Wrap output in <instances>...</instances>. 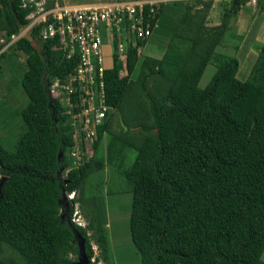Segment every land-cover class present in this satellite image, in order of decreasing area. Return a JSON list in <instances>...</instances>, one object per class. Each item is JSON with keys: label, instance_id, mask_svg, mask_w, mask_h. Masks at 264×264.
<instances>
[{"label": "trees", "instance_id": "obj_1", "mask_svg": "<svg viewBox=\"0 0 264 264\" xmlns=\"http://www.w3.org/2000/svg\"><path fill=\"white\" fill-rule=\"evenodd\" d=\"M245 2H231L216 26L208 25L212 0L185 5L160 58L140 59L137 46L145 43L128 47L126 76L113 54L103 77L110 112L92 148L83 143L94 154L73 166L67 107L48 86L73 73L77 57L42 41L40 26L4 49L29 24L31 9L0 0V70L9 51L25 55L20 85L28 100L16 114L23 130L13 149L0 141V264H78L84 257L83 264H110L104 214L87 184L99 173L96 184H103L106 164L126 162L140 264H264V46L246 80L236 78V57L221 56L209 84L197 89ZM256 6L264 12V0ZM76 208L85 228L71 223Z\"/></svg>", "mask_w": 264, "mask_h": 264}, {"label": "built area", "instance_id": "obj_2", "mask_svg": "<svg viewBox=\"0 0 264 264\" xmlns=\"http://www.w3.org/2000/svg\"><path fill=\"white\" fill-rule=\"evenodd\" d=\"M20 1L22 8L31 9L26 17L29 24L18 35L11 36L7 46L23 37L29 38L31 30L40 26L38 37L42 41L55 40L67 59L77 57L74 72L64 80H52L48 86L50 97L59 99L67 107L69 119L78 126L75 131L78 130L80 137L73 131L76 146L67 153V158L76 161L79 146L81 152L87 153L83 143L94 141L96 128L110 112L103 94L106 70L103 47L109 46L111 56L116 54L125 67L128 47L134 48L151 38L162 6L187 0H112L84 5H66L59 3L60 0ZM145 7H148L147 11ZM141 47L137 46L138 53ZM75 96L77 100L73 102ZM73 197L74 193H71L66 199ZM81 220L76 208L71 223L82 226Z\"/></svg>", "mask_w": 264, "mask_h": 264}, {"label": "rangeland", "instance_id": "obj_3", "mask_svg": "<svg viewBox=\"0 0 264 264\" xmlns=\"http://www.w3.org/2000/svg\"><path fill=\"white\" fill-rule=\"evenodd\" d=\"M250 1L252 3L251 6H255L254 4L256 3V0L255 3H253L252 0ZM109 2H112V0L59 1V3L66 5H84ZM216 4L218 7H220L219 1H217ZM183 9L184 7L182 4H166L163 7L162 19L159 20L158 28L155 30L153 37L139 49L140 59L146 56L160 58L164 48L168 44L176 28L178 20L183 14ZM211 12L212 16L215 18L217 17L219 8H214L211 10ZM4 49H6V46ZM217 53H219L218 48L206 65L203 74L199 79L197 85L198 90L202 91L205 89L213 78L219 63L221 62L220 58H217ZM111 55L112 51L109 46L103 47L104 64L107 68L111 67ZM222 55L229 56L228 54ZM6 62L7 65L3 66V71L0 70V141L5 143V146L11 150L13 149L12 146L15 144L17 139V134L23 130V123L21 122L20 117H17L16 114L21 109H23L28 102L27 97L25 96L20 85L21 76L25 71V55L20 52L9 51ZM138 71L139 68L134 71V73L131 75L132 79H135V77L138 75ZM120 75H127L125 67H122ZM246 78L244 80H246ZM66 127L73 131L78 128L76 124L72 123L71 119H69L68 125H66ZM75 135L80 137L78 130L75 131ZM87 144L88 147L92 146V143ZM107 146L108 142L107 140H104L101 144V150L104 159H106ZM79 147L80 148H78L77 152L78 157L74 158L76 161L68 159V161L71 162V165L73 164V166H76L80 160L83 161L85 157L88 158L94 154L93 150H89L88 153L81 152L82 147ZM83 148L85 149L86 147ZM68 164L70 165V163ZM128 165L129 163L127 164V162L122 167L116 164L112 166H107L106 164L103 184L100 183V181L99 184H96V182H98L101 177L100 173L93 175L94 178H90L91 180L87 184L89 192L96 195L98 204L100 208H102L101 214H104L103 219L106 222L105 231L109 242L110 264H140V256L132 244L129 230V217L132 201L131 186L122 175V171L126 169ZM80 223L82 224V226H79L81 228H85L87 225L84 217H82ZM93 249L95 254L98 255L99 252L97 247L94 246ZM261 259L264 261V252ZM98 264L103 263L100 261Z\"/></svg>", "mask_w": 264, "mask_h": 264}, {"label": "crops", "instance_id": "obj_4", "mask_svg": "<svg viewBox=\"0 0 264 264\" xmlns=\"http://www.w3.org/2000/svg\"><path fill=\"white\" fill-rule=\"evenodd\" d=\"M202 1L205 0H187L184 2L170 4H182L183 7L187 5L195 9L201 7ZM212 1L213 5L211 10L214 8H219V12L217 13V17L214 18L210 10L208 15V25L216 26L220 23L221 15L225 8H227L231 4V2H235V0ZM217 1L220 2V7H218V5L216 4ZM251 4V1L247 0L245 4L239 6L240 8L237 14L233 15L229 20L225 38L216 47V49L218 48L219 52L217 53V58L221 56H227L222 54H228V57L234 56L238 59L239 65L236 77L239 80H244L247 77L257 58L258 49L264 46V12L258 9L256 3L254 4L255 6H251ZM164 6H162V9ZM162 9L160 14L158 15L156 28L153 30L151 38L153 37L155 30L158 28L159 20L162 19ZM151 38L149 40H151Z\"/></svg>", "mask_w": 264, "mask_h": 264}, {"label": "water", "instance_id": "obj_5", "mask_svg": "<svg viewBox=\"0 0 264 264\" xmlns=\"http://www.w3.org/2000/svg\"><path fill=\"white\" fill-rule=\"evenodd\" d=\"M124 129H125V127H124ZM4 180H5V177H0V189H1V186H2V183L4 182ZM84 262H85V263L87 262V260H86L85 257L83 258L82 261H79L78 264H83Z\"/></svg>", "mask_w": 264, "mask_h": 264}]
</instances>
